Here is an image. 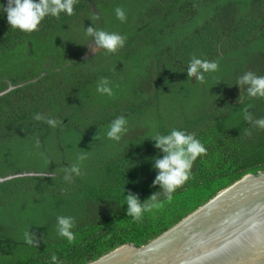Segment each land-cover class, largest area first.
Segmentation results:
<instances>
[{"label":"trees","instance_id":"16d2710c","mask_svg":"<svg viewBox=\"0 0 264 264\" xmlns=\"http://www.w3.org/2000/svg\"><path fill=\"white\" fill-rule=\"evenodd\" d=\"M130 1L139 2L77 0L73 15L46 16L37 31L25 33L10 27L3 11L7 0H0V92L21 85L0 96V177L49 174L0 183V264H52V254L61 264H87L123 244L143 246L244 175L264 171V130L243 118L245 108L257 119L264 117V98H249L245 92L238 100L242 94L236 85L248 64L264 62V0H164L158 2L163 9L140 11V21L123 35L125 48L152 31L160 39L164 32L158 24L169 34L166 16L171 9L169 22L190 15L183 19L189 30L176 37L187 56L179 54L177 61L163 65L159 59L164 51L145 47L142 62L133 59L137 69L129 78H123L124 59L120 66L112 61V67H104L95 63L98 57L93 65L77 59L72 42L58 36L69 27L86 30L84 20L96 16L94 6L104 15ZM230 11L237 22L222 23L220 18ZM103 28L110 31L105 23ZM54 36L59 37L57 45ZM65 47L66 53L72 50L62 57ZM160 47L164 49V40ZM22 51L27 53L20 56ZM193 56L217 62L219 71L205 73L204 83L188 77L186 59ZM146 60L157 64L155 70L145 68ZM111 72L118 76L108 85L113 95L97 92ZM255 73L264 76V69L257 67ZM229 79L235 81L232 95L226 89ZM36 114L60 123L50 127L35 120ZM120 116L128 121V130L117 142L106 133ZM173 128L194 133L206 154L196 159L190 178L170 201L161 195L162 206L136 222L126 214L125 196L131 192L143 203L161 192L159 185L153 186L158 170L152 157L162 158L163 153L152 137ZM81 154H86L83 161ZM21 163L22 168L5 170ZM73 165L80 167V175L71 172ZM58 216L74 218V243L57 234ZM26 230L36 235L38 246L24 242Z\"/></svg>","mask_w":264,"mask_h":264},{"label":"water","instance_id":"95a60500","mask_svg":"<svg viewBox=\"0 0 264 264\" xmlns=\"http://www.w3.org/2000/svg\"><path fill=\"white\" fill-rule=\"evenodd\" d=\"M36 175L49 174H9L0 183ZM87 264H264V171L244 175L148 244H123Z\"/></svg>","mask_w":264,"mask_h":264},{"label":"clouds","instance_id":"9594fccd","mask_svg":"<svg viewBox=\"0 0 264 264\" xmlns=\"http://www.w3.org/2000/svg\"><path fill=\"white\" fill-rule=\"evenodd\" d=\"M76 2L77 0H7L6 6H3V11L7 14V22L12 29L32 33L38 30L39 24L46 16L59 18L62 12L69 16L73 15ZM115 14L120 21L124 22L126 20V13L121 7L115 8ZM93 19L99 20L100 17L96 15ZM85 35L94 37L97 48H102L109 54L116 53L118 49L123 48L126 40L125 36L118 33L97 30L93 27H88L85 30ZM91 51L95 52V49H91ZM218 67L219 65L215 61L210 62L193 56L187 66V75L188 77L196 76L197 81L204 83V74L215 72ZM106 84L107 81H104L103 85L98 86L96 90L101 94L112 96V89ZM236 85L240 86L243 95L246 92L249 98H264V76L246 71L237 79ZM243 95L238 96L237 99L242 100ZM248 109H243L244 120L248 121L252 127L264 130V117L257 119ZM34 119L44 121L50 127H57L60 123L57 120L43 117L41 114H36ZM127 123L128 121L123 116L114 119L106 133L107 137L119 142L128 130ZM248 134H251L250 130ZM152 140L155 142L154 147L163 153L162 158L152 157L154 160L153 167L158 170L153 186L159 185L161 192L153 193L143 203L139 200L138 195L128 192L125 196L126 214L136 222L141 221L145 212H150L162 206L159 201L161 195L170 201L172 193L190 178L193 163L198 157L206 154L207 151L204 144L196 138L194 133L175 128L171 129L167 135L155 134ZM85 158L86 154H81L78 157L80 161ZM64 171H68V169H64ZM71 172L80 175V167L73 165ZM64 179L70 181L68 177H64ZM74 227L75 220L73 217H57V234L65 238L69 244L74 243L76 240V235L72 231ZM23 239L29 246H38L39 244L36 235L29 230L24 232ZM51 262L52 264H61L56 254H52Z\"/></svg>","mask_w":264,"mask_h":264},{"label":"rangeland","instance_id":"374dc122","mask_svg":"<svg viewBox=\"0 0 264 264\" xmlns=\"http://www.w3.org/2000/svg\"><path fill=\"white\" fill-rule=\"evenodd\" d=\"M163 2L164 0H139L138 4H133L132 1L128 2L127 4H122L119 7H121L125 13H126V20L124 22L120 21L119 19H117L115 11L114 13H112L113 8H110L109 10L105 11V14L103 15L102 12L98 9V7L94 6V11L96 12V15H98L100 17L99 20H94L93 16L90 15L89 19H85L84 20V24L86 25L87 28L89 27H93L97 30H105L107 32H115L118 33L120 35H124L126 34V32L128 30H131L132 27L138 22L140 21L139 19H136L137 14L143 10V12L145 10L147 11H151L153 9V7L158 6L159 8L163 9V7L165 8V5L163 6L162 4H158V2ZM223 0H219V2H221ZM139 5V6H138ZM144 7V9H143ZM112 9V10H111ZM171 9L167 10V22L168 25L170 26V30H169V34L167 33V28L161 26L162 24H158V26H156V28H160L159 30H162L164 32V35L160 36V39H158V37H156V32L157 31H152L149 33V35H139L138 38L133 39V43H130V46L125 48V45L128 44V40L125 41L124 47L118 49V51L116 53H105L102 52L104 49L102 48H98L96 50L95 53L91 54V53H87L90 47H97L95 45V39L94 37L91 36H86L85 35V30L83 32H79V30H74V29H65L63 31H58V36H60L61 38H63V42H67V44H69V42L71 44L72 49L75 48L72 52L73 54L77 55L76 57H79L80 59L91 63L93 65L94 62L97 60L96 58L99 57V59L97 60L98 65L100 66H104V67H112V64L110 62L112 61H119L117 63L118 66L121 65L122 60L124 59V66L127 69L126 72L123 75L125 77H130L132 72L134 70L137 69V67L134 64V60L136 59L138 61V65L140 64V62H142V59L144 58L143 56V51L145 47H149L150 50L154 51H164L163 52V56L160 57L159 62L161 61L163 63V65L167 64L169 65V63L173 62V61H177L178 60V55L182 54L183 56H187V51L186 49L183 47V41H181L182 39H178L176 38L179 34H181V36L184 34L185 30H189L190 28V24L189 22H186L185 20H183L185 17L190 16L188 13H186L185 15H181L179 18L180 20H170L171 15L168 14L169 11ZM178 13V12H177ZM198 13V12H197ZM146 17V16H145ZM113 18V19H112ZM222 20V23H226V24H230L233 23L236 20L235 17V13H233L232 11H230V13L225 16L224 18H220ZM143 21V20H142ZM160 22V21H159ZM237 22V21H235ZM104 23L108 25V28L110 31L106 30L105 28H103ZM141 23V22H139ZM86 28V29H87ZM138 29V24L137 26L134 27V29ZM162 34V33H161ZM58 36H54L53 39H55V37L58 39ZM52 36H45V38L47 39V41L52 40L51 39ZM164 40L165 43V47L164 49H162L160 47V41ZM59 39L54 42V45H57ZM71 48H69V50L67 51V53L65 52L67 50V48L65 47L64 53H62V57H66L68 53H70V50H72ZM168 50H170L172 53H168ZM102 52V53H101ZM27 51H22L21 54H19L20 56L26 54ZM101 53V54H100ZM87 54H91L89 56H87L86 59L83 58L84 55ZM98 56V57H97ZM71 58L74 59V56L71 54ZM104 58H107V62H102L105 61ZM129 58L132 59L129 60ZM189 58V57H188ZM134 59V60H133ZM144 61V60H143ZM169 61V63H168ZM186 61L188 62V64L190 63L191 59L189 58V60L186 59ZM150 63V61L146 60L145 61V68L148 67L150 65L151 68L154 67V64ZM157 65V64H156ZM156 65L154 67V70L156 68ZM259 67V68H263L264 69V62L261 61L260 63H257V66L252 64H248L246 67V71H252L255 73V69ZM138 70L140 72H142V68H138ZM219 68L217 71L218 72ZM154 72V71H153ZM256 74V73H255ZM257 75V74H256ZM118 76L116 74H114L113 72L108 73V75H105V78L102 79L101 85H103L104 81H107L106 86L111 85L117 78ZM122 77V76H121ZM153 79H151L150 85L152 86L151 89L154 90V85L156 83V76H152ZM156 77V78H155ZM193 78H196V76H194ZM234 80L229 79L226 80V83H228V85L226 86V89L228 91V95H232L233 93L232 91V86H234ZM4 128L1 129V132H4ZM10 155V154H9ZM8 167L5 168V170H9L10 172V168H12L13 170L18 169V168H22L24 165L23 163L21 164H10L7 165ZM3 169H0V175L3 173ZM33 172V171H32ZM12 173V172H11Z\"/></svg>","mask_w":264,"mask_h":264},{"label":"flooded vegetation","instance_id":"af4514ba","mask_svg":"<svg viewBox=\"0 0 264 264\" xmlns=\"http://www.w3.org/2000/svg\"><path fill=\"white\" fill-rule=\"evenodd\" d=\"M70 44H71V43H70ZM91 49H95V52H96V50H97L98 48L92 46V47L89 48V50H88L87 53H91V54L95 53V52L91 51ZM102 52H104V51H102ZM91 54L84 55L83 58L86 59L87 56H89V55H91ZM100 54H101V53H100ZM97 57H98V56H97ZM78 58H79V57H77V59H78ZM104 59H105V61H103V62H107V58H104ZM193 77H194V76H193ZM240 93L243 95L242 89L240 90ZM242 95H241V96H242ZM243 98H244V96H243Z\"/></svg>","mask_w":264,"mask_h":264}]
</instances>
